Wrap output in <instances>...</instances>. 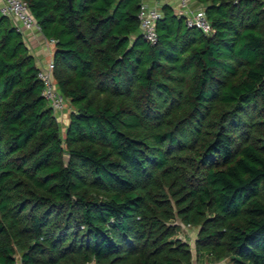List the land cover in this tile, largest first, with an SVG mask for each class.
Instances as JSON below:
<instances>
[{
	"label": "trees",
	"instance_id": "obj_1",
	"mask_svg": "<svg viewBox=\"0 0 264 264\" xmlns=\"http://www.w3.org/2000/svg\"><path fill=\"white\" fill-rule=\"evenodd\" d=\"M25 1L71 110L0 14V264H193L181 225L264 264V1L195 0L210 35L163 3L154 44L141 0Z\"/></svg>",
	"mask_w": 264,
	"mask_h": 264
},
{
	"label": "built area",
	"instance_id": "obj_2",
	"mask_svg": "<svg viewBox=\"0 0 264 264\" xmlns=\"http://www.w3.org/2000/svg\"><path fill=\"white\" fill-rule=\"evenodd\" d=\"M173 9L178 15L184 18L186 26L196 27L205 35L212 33L213 29L210 21L206 17L203 6L194 7L191 4V0H177ZM0 14L8 16L21 32L24 30H39L25 0H2L0 3ZM161 15L160 5L156 3L150 4L145 0H141L137 13L140 31L144 38L151 44L157 41L155 26ZM50 42L53 43L54 41L50 40ZM37 78L42 83L41 95L52 108L56 119L58 121L65 119L64 112L66 111L67 102L56 85L53 76L52 59L44 65L38 66Z\"/></svg>",
	"mask_w": 264,
	"mask_h": 264
},
{
	"label": "crops",
	"instance_id": "obj_3",
	"mask_svg": "<svg viewBox=\"0 0 264 264\" xmlns=\"http://www.w3.org/2000/svg\"><path fill=\"white\" fill-rule=\"evenodd\" d=\"M2 0H0L1 3ZM150 4L162 5L168 3L171 6H175L177 0H145ZM264 1V0H263ZM191 4L194 7L200 6L195 0H191ZM13 22V21H12ZM14 23V22H13ZM22 36L29 52L33 55L35 63L38 66L44 65L52 58V52L54 50V44L50 40L46 39L39 30H24Z\"/></svg>",
	"mask_w": 264,
	"mask_h": 264
},
{
	"label": "rangeland",
	"instance_id": "obj_4",
	"mask_svg": "<svg viewBox=\"0 0 264 264\" xmlns=\"http://www.w3.org/2000/svg\"><path fill=\"white\" fill-rule=\"evenodd\" d=\"M66 104H67L66 105V111L64 112L65 119H62L60 121V133L62 136L64 134L65 126L68 122V114L71 110V106H70L69 102H67ZM181 226H182V229H180L177 234L179 235L180 238H182L187 243H189V245L191 247V252H192V263L197 264V255L195 254V249H194V240H195V235H196L195 234L196 229L193 227H190V226H183V225H181ZM223 260L226 261L225 259H223Z\"/></svg>",
	"mask_w": 264,
	"mask_h": 264
},
{
	"label": "water",
	"instance_id": "obj_5",
	"mask_svg": "<svg viewBox=\"0 0 264 264\" xmlns=\"http://www.w3.org/2000/svg\"><path fill=\"white\" fill-rule=\"evenodd\" d=\"M67 160H68V156H67V155H64V156H63V161H64V164H66V163H67Z\"/></svg>",
	"mask_w": 264,
	"mask_h": 264
}]
</instances>
